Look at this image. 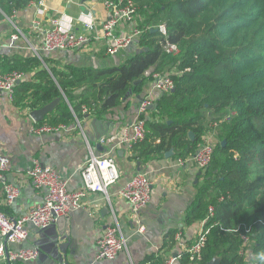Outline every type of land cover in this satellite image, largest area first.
Wrapping results in <instances>:
<instances>
[{
  "label": "trees",
  "instance_id": "16d2710c",
  "mask_svg": "<svg viewBox=\"0 0 264 264\" xmlns=\"http://www.w3.org/2000/svg\"><path fill=\"white\" fill-rule=\"evenodd\" d=\"M39 1L0 0V20ZM134 1L141 29L139 49L117 64H61L48 53L37 55L28 44L26 54H0V73H23L13 102L32 111L59 98L54 110L35 124L73 125L87 115H108L129 93L143 96L153 73L171 74L174 91L158 97L150 119L142 116L146 136L132 144L130 159L163 158L171 148L175 157L188 158L202 145L204 135L214 134L212 161L206 168L197 167L198 182L184 218L185 225L208 218L211 229L202 258L183 251L181 264H208L215 256L222 264H261L257 257L264 252V0ZM161 24L167 34L159 30ZM169 43L178 50L169 52ZM211 206L214 212L208 217ZM244 225H252L248 257L240 254ZM181 230L168 231L164 249L175 247Z\"/></svg>",
  "mask_w": 264,
  "mask_h": 264
},
{
  "label": "crops",
  "instance_id": "0c3cea01",
  "mask_svg": "<svg viewBox=\"0 0 264 264\" xmlns=\"http://www.w3.org/2000/svg\"><path fill=\"white\" fill-rule=\"evenodd\" d=\"M43 1L44 15L38 14L37 3H31L23 11L16 12L15 16H5L0 20L1 55L15 52L26 54L27 44L39 45L42 35L54 26L53 21L57 18L70 23L74 31L94 36L83 47L48 54L61 64H117L129 56L123 57L122 53L139 49L136 37L131 46L117 55H105L109 40L95 38L102 35L101 23L109 14L103 0ZM84 13L87 15L83 16ZM88 13L92 16H88ZM87 18L93 20L92 25L87 23ZM36 21L40 24L38 27ZM130 31L132 27L128 23L122 24L119 30L120 33ZM141 96L129 93L125 103L106 116L87 115L58 131L38 134L34 132L36 124L30 116L31 111L16 106L7 92L0 90V153L9 157V180L20 188L15 201L7 204L0 182V209L8 216L19 218L44 198L46 189L36 188L28 176L35 159L62 173L68 179L69 190H78L83 186L81 171L90 155L107 151V146L100 142L104 137L111 141L110 145H117L116 161L120 173L119 179L110 186L108 195L90 191L82 199V206L68 216L60 217L48 228H38L29 223L30 233L26 241L5 244L6 252L25 246L37 247L40 250L37 259L11 262L6 256L0 264H161L164 257L168 259L174 254L177 255L175 264H181V253L186 252L196 240L200 229V221L192 225H185L184 222L200 172L194 163L180 166L175 153L149 161L130 159L131 148L123 143L117 144L126 128L132 135L130 125L139 116ZM150 109L143 114L147 119L151 117ZM136 172L147 173L153 185L151 200L139 212H135L131 203L120 196V190ZM116 220L127 238V248L115 259L97 258V241L107 226ZM141 226H145L143 231L140 230ZM174 228L182 229L181 235L178 237V232L175 247L166 250V234ZM1 242L5 240L0 235ZM147 257L153 258L147 260Z\"/></svg>",
  "mask_w": 264,
  "mask_h": 264
},
{
  "label": "built area",
  "instance_id": "2783aa9c",
  "mask_svg": "<svg viewBox=\"0 0 264 264\" xmlns=\"http://www.w3.org/2000/svg\"><path fill=\"white\" fill-rule=\"evenodd\" d=\"M103 3L109 12V16L101 23L102 35L95 38L109 40L105 48L106 53L117 55L122 50L131 46L134 39L141 34V29L136 25L137 6L134 0H103ZM37 6H39L38 14L44 15L46 13L44 1L40 0ZM86 15L85 13L83 14V16ZM88 16L92 15L88 13ZM87 23L92 25L93 20L87 18ZM124 23L131 25L132 31L120 33L119 30ZM53 24L54 26L51 29H47L44 32L39 45L29 43V47L39 56H41V53L49 54L59 50L80 48L88 45L94 38L92 34L74 31L70 23H66L60 20V18L55 19ZM35 25L38 27L40 24L36 21ZM159 30L163 34H167V27L164 24L160 25ZM167 50L173 53L178 48L175 44L169 43ZM22 77L23 73L19 71L0 73V90L6 91L12 98L16 84ZM173 88L174 79L171 74L155 72L153 74V81L141 98L139 116L130 125L132 135L129 134V128H126L121 134V141L119 140L117 144L123 143L128 148H131L133 143L144 140L146 127L145 120L142 119L143 114L151 106L153 107L161 94L170 92ZM214 124L216 125L217 123L215 122ZM65 125L36 124L34 132L38 134L54 132L65 128ZM100 142L107 146V151L98 155L94 153L90 155L81 171L83 186L78 190H69L68 179L56 168L44 165L37 159L34 160L32 167L28 170V176L36 188H45L46 193L41 202L32 205L19 218H11L0 209V235L5 240V242L0 243V261L6 256L11 262H27L37 259L40 255V250L37 247L25 246L6 252L5 244H20L26 241L30 233L27 226L29 223L38 228H48L58 221L60 217L68 216L72 211L82 206V199L90 191H99L108 195L110 186L120 177L116 161L117 145H110L111 141L104 137L101 138ZM215 144V136L212 133H208L204 136V142L197 151L188 158H179L178 164L186 166L194 163L198 168H206L212 161ZM9 162V157L4 153H0V182L4 188L6 203L12 204L19 196L20 188L9 180ZM152 193V181L145 172H136L120 190V196L131 203L135 212L141 211L149 203ZM213 212L214 208L211 206L208 217L213 215ZM207 221L208 218L200 221L197 238L187 249L198 260L202 258V250L211 229V227L206 225ZM251 226L244 225L245 231L241 233L242 247L240 254L245 257L249 256L248 246L250 244L249 233ZM238 228H241V226L239 225ZM144 229L145 226L140 227L141 231ZM180 235L181 232L178 233V237ZM97 244V258L100 259H115L127 248V238L124 236L117 220L107 226L103 235L98 239ZM176 259V256H172L161 264H175ZM188 264L194 263L190 261ZM249 264L259 263L256 260H252L249 261Z\"/></svg>",
  "mask_w": 264,
  "mask_h": 264
},
{
  "label": "water",
  "instance_id": "95a60500",
  "mask_svg": "<svg viewBox=\"0 0 264 264\" xmlns=\"http://www.w3.org/2000/svg\"><path fill=\"white\" fill-rule=\"evenodd\" d=\"M155 30H157V29H155ZM19 82H20V80L18 81V83ZM136 83H137V81H136ZM172 91H174V88L172 89ZM59 101H60L59 98H57V99L53 100L52 102H50L49 104H46L40 108L32 110L30 112V116L33 118V120L35 122L42 121L49 112L54 110L55 106L59 103ZM95 121H97V120H95ZM189 136H190L191 140L195 139V134L192 131L189 133ZM223 143H226V140ZM174 153H175L174 148H171L169 151L166 152L165 155H166V157H169V156L173 155ZM104 209L107 210V208H104ZM174 256H177V255L174 254ZM208 264H222L221 258L219 256H215L208 262Z\"/></svg>",
  "mask_w": 264,
  "mask_h": 264
},
{
  "label": "rangeland",
  "instance_id": "374dc122",
  "mask_svg": "<svg viewBox=\"0 0 264 264\" xmlns=\"http://www.w3.org/2000/svg\"><path fill=\"white\" fill-rule=\"evenodd\" d=\"M75 6V5H74ZM75 10H76V7H75ZM108 16H109V14H108ZM133 54H135V50H133V49H130L128 52H124V53H122L121 54V56H125V55H129V56H131V55H133ZM126 59V58H125ZM125 59H123L122 58V61H124ZM154 74V73H153ZM156 103V102H155ZM155 103H154V105H153V107L155 106ZM152 107V106H151ZM150 107V108H151ZM149 108V109H150ZM207 135V134H206ZM214 135V134H213ZM205 136V135H204ZM215 136V135H214ZM204 138V137H203ZM215 138H216V136H215ZM204 142V141H203ZM216 143H217V138H216ZM203 144V143H202ZM216 145V144H215ZM215 151V150H214ZM178 158H181V157H178ZM195 182V181H194Z\"/></svg>",
  "mask_w": 264,
  "mask_h": 264
},
{
  "label": "clouds",
  "instance_id": "9594fccd",
  "mask_svg": "<svg viewBox=\"0 0 264 264\" xmlns=\"http://www.w3.org/2000/svg\"><path fill=\"white\" fill-rule=\"evenodd\" d=\"M257 258L261 261V264H264V252L259 253Z\"/></svg>",
  "mask_w": 264,
  "mask_h": 264
}]
</instances>
